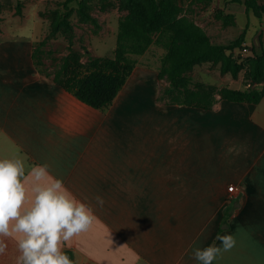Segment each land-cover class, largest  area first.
<instances>
[{"label": "crops", "instance_id": "obj_1", "mask_svg": "<svg viewBox=\"0 0 264 264\" xmlns=\"http://www.w3.org/2000/svg\"><path fill=\"white\" fill-rule=\"evenodd\" d=\"M33 42L0 40V159L19 158L26 175L47 165L92 208L63 247L75 264H197L192 250L212 244L213 264H264V94L160 101L157 74L135 67L99 110L38 67ZM6 243L0 264H17V240Z\"/></svg>", "mask_w": 264, "mask_h": 264}, {"label": "rangeland", "instance_id": "obj_2", "mask_svg": "<svg viewBox=\"0 0 264 264\" xmlns=\"http://www.w3.org/2000/svg\"><path fill=\"white\" fill-rule=\"evenodd\" d=\"M63 1L0 0V40L28 42L34 39V62L51 76L61 69L63 58L70 53L77 54L81 63L92 58L113 56L119 22L134 10L124 0H73L68 25L53 32L52 22ZM258 1L264 4V0ZM173 2V23H165L162 30L153 32V41L147 49L133 55L136 61L134 68L157 74L160 101L192 103L212 98L215 101L217 96L220 97L215 91L223 87L234 90L264 88V81H251L249 73L252 60L264 51V12L258 18L251 11L246 13L243 4L229 0ZM246 24L241 44L224 52L239 65L236 76L229 71L223 72L221 61H200L177 68L173 96L166 92L170 75L165 69L176 59L175 56L185 55L194 48L186 36L202 34L208 44L229 45L242 33ZM212 86L215 93L204 96L206 88ZM185 90L203 94L199 98L193 94L182 96L180 91Z\"/></svg>", "mask_w": 264, "mask_h": 264}, {"label": "trees", "instance_id": "obj_3", "mask_svg": "<svg viewBox=\"0 0 264 264\" xmlns=\"http://www.w3.org/2000/svg\"><path fill=\"white\" fill-rule=\"evenodd\" d=\"M73 0H64L61 9L55 14L52 22L53 32L58 31L63 26L68 25V18L71 12L70 3ZM127 5H131L134 9L133 14L125 17L118 25V36L113 56L97 57L88 60L85 63L78 61L75 53H70L64 57L61 69L54 73V81L65 90L71 92L77 98L86 104L104 110L110 106L123 87L126 79L131 74L135 66L134 54L144 52L153 41L152 33L162 30L165 23H173V0H124ZM243 4L246 13L251 11L256 17L260 18L264 12V4L258 0H229ZM80 6L82 3H80ZM246 24L242 33L229 45H216L206 43V37L200 35L186 36L185 39L190 41L189 44L194 47L192 51L185 55L175 56L176 59L170 63L165 69L169 73L170 85L166 92L171 96L176 87L175 70L179 67H188L192 63L213 60L221 61V70L229 71L236 76L239 71V65L234 62L230 56L224 52L226 49L236 47L241 44L245 37ZM204 46H199V44ZM250 80L256 83L264 81V51L252 60L250 67ZM210 88V89H209ZM214 87H207L204 96L218 92L221 99L230 101H242L257 103L264 94V88L250 87L243 90H234L223 87L215 91ZM182 96L200 97L202 92L193 91L188 93L180 91ZM206 94V95H205ZM207 98V97H206ZM214 98L198 100L195 102H187L184 100H176L175 103L193 105L199 107H210L214 103ZM174 103V102H172ZM73 264V253L69 250L64 251Z\"/></svg>", "mask_w": 264, "mask_h": 264}, {"label": "clouds", "instance_id": "obj_4", "mask_svg": "<svg viewBox=\"0 0 264 264\" xmlns=\"http://www.w3.org/2000/svg\"><path fill=\"white\" fill-rule=\"evenodd\" d=\"M96 200L103 206L101 197ZM95 220L90 206L77 200L61 180H51L47 165L33 166L26 175L19 158L0 159V255L6 252L7 238H15L17 264H73L63 247ZM216 238L224 251L235 244L231 234ZM220 252L221 247L212 244L193 249L191 256L197 264H213Z\"/></svg>", "mask_w": 264, "mask_h": 264}, {"label": "built area", "instance_id": "obj_5", "mask_svg": "<svg viewBox=\"0 0 264 264\" xmlns=\"http://www.w3.org/2000/svg\"><path fill=\"white\" fill-rule=\"evenodd\" d=\"M228 189H229L230 191H234V190L236 189V187H235V185H229V186H228Z\"/></svg>", "mask_w": 264, "mask_h": 264}]
</instances>
